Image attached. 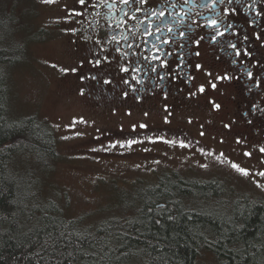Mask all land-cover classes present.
Masks as SVG:
<instances>
[{"label":"trees","instance_id":"1","mask_svg":"<svg viewBox=\"0 0 264 264\" xmlns=\"http://www.w3.org/2000/svg\"><path fill=\"white\" fill-rule=\"evenodd\" d=\"M11 21L0 9V256L5 264H204L206 254L219 264H264V199L237 193L229 201L227 180L204 179L198 169L185 176L161 171V181L131 196L120 188L128 197L120 210L105 206L71 216L45 196L39 173L54 166L57 138L37 115L9 116L8 73L24 48L14 42ZM169 215L175 221L167 220Z\"/></svg>","mask_w":264,"mask_h":264},{"label":"rangeland","instance_id":"2","mask_svg":"<svg viewBox=\"0 0 264 264\" xmlns=\"http://www.w3.org/2000/svg\"><path fill=\"white\" fill-rule=\"evenodd\" d=\"M65 3L68 4V0H59L54 5L42 4L40 0H0V9L12 20L9 27L13 30L15 44L24 45L17 63L11 66L8 73L9 116L37 115L52 127L57 138L59 154L54 166L39 173L40 189L45 196L56 200L69 215L79 216L98 212L105 206H108L105 210H110L125 205L123 197H128L122 189L131 196L135 190L161 181L162 174L166 172L185 176L184 173L198 169L195 172L204 179L216 176L227 180L229 193L225 197L229 201L237 193L264 199V189L256 186L257 181L264 184V178L255 175L264 170V153H260L258 148L256 155L246 156V150L237 147L234 138L230 141L232 148L209 138L208 153L189 142H184L188 147H180L181 141L178 140H174L175 144L166 143L172 141L166 136L154 139L146 136V140L139 136L138 143L131 149L117 146L110 151H90L117 141L126 143L130 138V135L106 132L108 129H133V125H140L139 119L152 120L138 115L139 111L131 116H115L106 112L102 117L89 111L85 104V100L89 99L86 92L81 96L74 89L78 77L64 75L60 71L67 59L62 26L66 15ZM90 81L94 84L95 80ZM80 117L87 123H80ZM74 119L77 123L71 126ZM194 121L205 122V115L199 113ZM226 121L228 115L224 111L217 112L211 128L218 130V123ZM95 125L102 129L98 131ZM195 127L191 132L195 133L199 128ZM77 132L83 135L77 136ZM140 134L137 131V136ZM203 139L206 140V137ZM156 152L165 157L153 155ZM220 153L224 155L220 156ZM233 163L248 169L251 175L245 177L237 172L231 167ZM120 200L122 202L119 203ZM202 261L204 264H219L207 254Z\"/></svg>","mask_w":264,"mask_h":264},{"label":"flooded vegetation","instance_id":"3","mask_svg":"<svg viewBox=\"0 0 264 264\" xmlns=\"http://www.w3.org/2000/svg\"><path fill=\"white\" fill-rule=\"evenodd\" d=\"M66 0H64L65 2ZM89 5L96 2V0H88ZM207 0H189V5H185L183 0H149V5L145 6V12L149 10V6H154L159 12L165 11L164 17L149 16L148 20H144L145 12L133 13L139 19L130 20L124 16L125 11H129L132 5L125 6L120 3V0H108V5L112 7L102 6L96 9L87 7L84 8L75 3V0H68L69 6H74L77 11H83L82 16H74L70 19H65L64 25L60 21L57 23L64 27V39L66 40V65L64 67H77L76 73H68L64 75L78 77L75 83L74 89L80 92L81 89L86 92L89 99L85 100L86 106L96 113L97 117H102L106 112H110L115 116H131L135 114V111H139L138 115H142L146 119L152 121L147 122L145 120H138L139 124L147 125L146 128L135 127L134 129H120L113 127L106 132H116L122 135H130L129 139L137 140L139 136L150 139L156 137L166 136L169 140H178L183 142H189L195 146H199L206 153L209 152L208 139L212 138L222 143L226 147L232 148L231 139L237 140L239 138L241 143H237V147H244L246 152H250L251 156L257 154L258 148L264 147V115L259 112L253 116L250 109L253 104L260 105L264 108V83L259 88L254 87V81H250L246 76H241V79H233L230 81H214L217 87L213 89L208 83L212 77L206 75L207 71H211L218 75H223L225 71L232 75H241L238 72V66L230 64V59L227 54L222 53L214 45H211L207 40L202 42L201 57H190L192 67L185 68L180 72L179 79L174 81L169 80L164 82L161 87H156L158 82L155 74L149 73L148 76L136 74L141 79V84H136L134 80H131V76L127 73H121L115 69V62L113 61V69L104 67L103 72L100 73L105 79H112L110 85L104 84L102 80L94 81V84L90 81V76L96 74V69L87 63V58H91L89 50H96L92 41H86L85 37H92L93 40L100 39L107 41L111 36L115 35L118 39H121V44H105V46L111 51L113 47H121L123 51H137L139 54H151L152 45L159 44L156 39L157 36L168 37L170 34L167 32V27L173 28V34L177 33V29L184 23L190 22L188 17L195 18L198 22H204L207 18H213L220 13H213L210 10L199 7L201 3H205ZM176 3L177 7L172 8L170 5ZM65 5V4H64ZM191 6V7H190ZM182 9V11H181ZM99 12V15L96 13ZM188 13V17H185L183 13ZM171 13V15H168ZM252 13H247V18H251ZM245 15L243 13L233 17V22L242 32H247L252 40L253 47H259L258 42L255 41L252 36L253 29L248 27L245 23ZM127 21V23H124ZM140 21H143L142 23ZM264 25V19L260 21ZM149 24L152 26L154 35L148 36L146 33L149 29ZM111 25V27H110ZM119 25V27H117ZM75 28V33L69 31ZM126 28H132L134 31L138 28L134 43L140 44V49H128L126 42L123 41V35H129ZM160 28L161 31L156 33L155 29ZM260 28L257 27L256 31ZM200 34H206L211 29H201ZM179 39L178 35L176 36ZM231 38V37H229ZM147 41V43H145ZM128 42H133L130 38ZM171 45H161L162 51L159 53L163 57V50L170 48ZM260 52L264 54V49H260ZM113 55H117L113 52ZM220 56L221 59L216 57ZM137 57H133L136 59ZM254 59L256 54L254 53ZM111 59V57H110ZM175 68L176 60L174 58H168ZM243 59V57H242ZM84 60L83 66H80V61ZM199 62L203 65L202 69L197 71L194 64ZM249 66H251L249 64ZM146 67V66H145ZM191 74L194 78L190 81L183 79L185 74ZM255 75H264V71H258L253 69ZM88 77L81 80L80 77ZM129 79L131 81V87L124 85L120 82V78ZM114 78V79H113ZM90 83L92 86H90ZM200 85H204L205 92L199 93L197 89ZM133 88L139 91H134ZM251 88V91L248 89ZM127 91L128 96L125 97L123 93ZM195 93L194 96H189V93ZM210 92H216V95L210 94ZM167 93V98H165ZM139 97V99H137ZM211 101L219 103L221 109L214 110ZM165 105L168 107V111H165ZM224 111L228 115V121L218 123V130L211 128V122H213V116L217 112ZM148 115L145 116L144 113ZM213 115L211 116V113ZM248 112L249 117L252 119V124L247 123V119L244 113ZM130 113V114H129ZM171 113V115H169ZM199 113L205 115V122L194 121L199 116ZM158 115L155 118V115ZM167 116L168 122H165ZM191 121V122H189ZM224 124H230V129H225ZM106 125V124H105ZM193 126L199 127L195 133L191 132ZM96 127V125H95ZM195 127V128H196ZM99 131L102 127H96ZM137 131L142 134L137 136ZM201 132L204 135H201ZM133 133L135 134L132 137ZM140 137V138H141ZM206 137V140L203 138ZM130 152V150H129ZM146 153V152H145ZM147 154V153H146ZM158 157H165L160 152H156Z\"/></svg>","mask_w":264,"mask_h":264},{"label":"snow or ice","instance_id":"4","mask_svg":"<svg viewBox=\"0 0 264 264\" xmlns=\"http://www.w3.org/2000/svg\"><path fill=\"white\" fill-rule=\"evenodd\" d=\"M42 4L45 5H54L59 2V0H40ZM75 3L82 6L84 10H87V7H92L93 9L108 6L112 7V5H108V0H96V2L91 3L89 5L88 0H75ZM120 3L128 6L132 5V8L129 11H125L124 16L130 20H138L139 18L133 13L145 12V6L149 5V0H120ZM185 5H189V0H183ZM172 8H176V3H172L170 5ZM191 7V6H190ZM199 7L210 10L213 13L219 12V15L214 16L213 18H207L204 22H198L193 17H188V13H183L185 17H188L190 22L184 23L181 27L177 29V33L173 34V28L167 27V32L170 34L168 37H160L157 36L156 39L159 41V44H153L151 54H139L137 51L133 50L123 51L121 47H113L110 51L105 44H113L119 45L121 44V39H118L117 36L113 35L107 41L96 39L93 40L92 37H85L86 41H92L94 47L98 49L89 50V55L91 58H87V63L96 69V74L91 75L90 79L100 81L102 80L104 84L110 85L112 83V79H105L100 75L103 72L104 68L107 67L109 69H113V61L115 62V69L121 73H127L131 76V80H134L136 84H141L142 81L137 77L136 74H141L143 76H148L149 73L155 74L158 82L156 87H161L164 82L169 80H176L181 78L180 72L185 68L192 67V62L190 61V57H201V47L202 42L207 40L211 45H214L218 48V50L222 53L227 54L230 59V64L234 66H238V72L241 75H232L227 71L224 72L223 75L215 74L211 71H207L206 75L212 77L208 83L211 85L213 89L217 87V84L214 81H230L233 79H241V76H246L248 80L254 81V87L259 88L262 83H264V75H255L253 73V69H257L258 71H264V54L260 52V49H264V25L260 23L262 19H264V0H207L205 3H201ZM64 9L66 10L65 19H70L74 16H82L84 14L83 11H77L74 6H69L67 3L64 5ZM182 11V9H181ZM251 12L252 17L247 18V13ZM243 13L246 17L245 23L248 27L253 29L252 36L256 42H258L259 47L252 46V40L250 35L247 32H242L233 22V17ZM99 15V12L96 13ZM164 17L166 15L165 11H157L154 6H149V10L145 12L144 20H148L149 16H157ZM171 15V13H168ZM141 23L143 21H140ZM127 23V21H124ZM111 27V25H110ZM119 27V25H117ZM259 27L260 30L256 31V28ZM201 29H211V31L206 34H200ZM69 31L75 33L77 29L72 28ZM126 31L129 35H123L122 39L126 42V47L128 49H140L141 45L134 43V39L136 36V32L138 28L134 31L132 28H126ZM160 28H156L155 32H160ZM148 36L154 35L152 31V26L149 24V29L146 33ZM178 35L179 39L176 38ZM231 37V38H229ZM130 38L133 42H128ZM147 43V41H145ZM161 45H171L170 48L163 50V57L159 54L162 51ZM113 52L117 55H113ZM254 53L256 54V58L254 59ZM111 57V59H110ZM133 57H137L133 59ZM243 57V59H242ZM174 58L176 60L175 68L172 67L170 59ZM218 60L221 59L220 56L216 57ZM84 60L80 61V66H83ZM249 64L251 66H249ZM56 67V65H52ZM146 66V67H145ZM194 67L197 71L201 70L203 65L199 62L194 64ZM60 71L63 74L68 73H76L78 71L77 67H62ZM88 77L81 76L80 79H86ZM194 77L191 74L186 73L183 79L192 80ZM114 79V78H113ZM120 82L124 85H129L131 87V81L129 79H125L123 77L120 78ZM134 91H139L138 89L133 88ZM252 89L249 88L248 91ZM199 93H204L205 88L204 85H200L197 89ZM80 95H84V90H80ZM125 97L128 96V92L125 91L123 93ZM165 98H167V93L164 94ZM195 93L190 92L189 96H194ZM139 99V97H137ZM214 110L221 109V105L214 101L210 102ZM165 111H168L167 105H165ZM253 116H255L258 112L264 115V108H261L258 104H253L250 109ZM130 114V113H129ZM145 116L148 115L147 112L144 113ZM171 115V113H169ZM244 116L246 118L249 117V113L245 112ZM80 123H87L83 119V117L79 118ZM165 122H168L167 116L165 117ZM191 122V121H189ZM252 119L248 118L247 123L252 124ZM77 121L74 119L72 121L71 126H75ZM135 125H133V129L135 130ZM140 128H146L147 125L140 124ZM223 127L225 129H230V124H224ZM77 136L83 135L81 132L76 133ZM201 135H204L201 132ZM67 139V137H64ZM97 139H99L97 137ZM166 143L175 144V141H165ZM138 143V141L129 139L125 142L117 141L115 143H111L107 147L101 146L100 148H92L90 151H110L111 149H115L117 146L120 148L127 147L131 149L134 144ZM236 143H241V140L237 138ZM180 147H188L189 145L184 143L183 141L179 144ZM147 151V149H145ZM203 151V149H201ZM260 153H264V147L259 148ZM223 153H220V156H223ZM244 155L250 156V152H245ZM158 163V162H157ZM139 167V166H138ZM203 167H207L203 165ZM233 169L237 172L241 173L245 177L250 176L251 173L248 169L239 166L238 164L233 163L231 165ZM255 175L264 178V170L259 171ZM256 186L264 189V184H261L259 181L256 182ZM151 212V209H148ZM188 219H192L191 216ZM167 220L175 221V217L169 215L167 216ZM129 224L134 223V221H127ZM156 225H160L161 228L164 227L161 224L160 219H156L154 221ZM239 227H243V225H239ZM138 231V229H137ZM12 239V237H9ZM0 264H5V258L0 256Z\"/></svg>","mask_w":264,"mask_h":264}]
</instances>
